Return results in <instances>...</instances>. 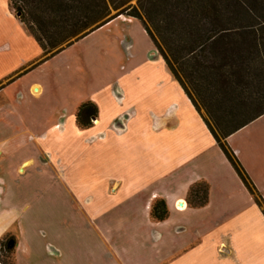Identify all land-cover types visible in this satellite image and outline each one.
Masks as SVG:
<instances>
[{
    "label": "crops",
    "instance_id": "obj_1",
    "mask_svg": "<svg viewBox=\"0 0 264 264\" xmlns=\"http://www.w3.org/2000/svg\"><path fill=\"white\" fill-rule=\"evenodd\" d=\"M0 3V241H15L16 264H264V116L227 139L258 206L140 21L120 16L69 47L101 38L106 52L73 68L101 56L119 58L118 69L100 88L74 86L50 102L67 84L44 69L69 48L47 59L9 0ZM145 53L162 86L130 69ZM86 103L98 117L81 129ZM199 184L208 201L194 207ZM158 202L168 211L160 222Z\"/></svg>",
    "mask_w": 264,
    "mask_h": 264
},
{
    "label": "trees",
    "instance_id": "obj_2",
    "mask_svg": "<svg viewBox=\"0 0 264 264\" xmlns=\"http://www.w3.org/2000/svg\"><path fill=\"white\" fill-rule=\"evenodd\" d=\"M9 0L10 9L54 57L120 16L138 19L201 115L239 178L261 206L254 186L227 139L264 116V0ZM118 3V4H117ZM113 10L126 7L112 16ZM98 109L81 106L77 125L93 126ZM190 204L208 201V186H194ZM164 221V202L152 207ZM15 241H0V264L15 263ZM3 258V259H2Z\"/></svg>",
    "mask_w": 264,
    "mask_h": 264
},
{
    "label": "rangeland",
    "instance_id": "obj_3",
    "mask_svg": "<svg viewBox=\"0 0 264 264\" xmlns=\"http://www.w3.org/2000/svg\"><path fill=\"white\" fill-rule=\"evenodd\" d=\"M118 2H120V0H118ZM136 4H137V0H134L133 2L130 3V5L132 6H136ZM126 7H123L116 11V10H113L114 5L111 6L112 16L119 14ZM4 12H6V9L2 6V3H0V15H2ZM106 50H107V44L103 40L101 41V38H100V41L92 45L86 44L84 46H77L73 49L69 48V50L66 52L65 55L59 57V59L50 63L44 70H46L47 72H52L50 75L51 76L50 78L60 81L62 85L67 84V87L58 86V87H55L56 90L49 91L48 100H50L51 102V95H56V94H59L60 96H63L66 99L68 96H70L71 98L72 96L71 92L72 91L74 92L76 90V89H73L74 86L79 87V86H84L85 84V87L86 85L89 86V87H86L87 89H96V88H100L101 87L100 85L108 83L109 80L105 77L104 74L106 70L118 69L116 67L119 66L117 63L118 61L117 59L119 58L117 57H114L115 59L110 61L107 58L98 56L96 59H93V60L91 59V61H88L87 65L84 66L85 68L82 65H79V67L81 68V72L80 70L73 68L80 61L81 55L86 54L87 52H90V53L91 52L100 53L102 51L106 52ZM143 51H145V49ZM148 55L147 53H145L142 58L135 60L132 64L133 66L130 69L132 68H136V70L140 69L141 72H143V75L141 78L143 82H146L147 84H152L155 86L157 85L162 86L164 84V80L162 78L163 75L161 73H160L161 75L155 76V78L152 81L150 80L152 78V70L156 69L155 72L158 73L157 69L159 65L156 62L153 63L151 61V58L148 57ZM86 74L88 75V78L86 80L81 78V77H85ZM75 78L77 80L81 78L82 81L78 83ZM68 133H69V137H71L73 136L75 132L72 129H70ZM70 140L78 141L80 139L76 138L74 140L73 138H70ZM73 160H74L73 154H68L67 156L64 157L63 165L67 167L71 165V162ZM81 176H83L84 178L88 177L87 171L85 169L81 170ZM0 261H1V258H0Z\"/></svg>",
    "mask_w": 264,
    "mask_h": 264
}]
</instances>
